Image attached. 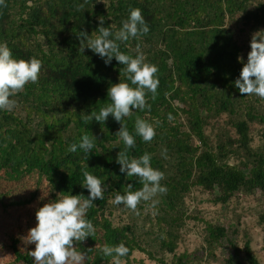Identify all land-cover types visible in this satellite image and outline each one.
<instances>
[{
  "label": "trees",
  "instance_id": "obj_1",
  "mask_svg": "<svg viewBox=\"0 0 264 264\" xmlns=\"http://www.w3.org/2000/svg\"><path fill=\"white\" fill-rule=\"evenodd\" d=\"M131 8L142 11L150 31L122 44L121 51L135 56L139 45L146 62L158 67L159 86L155 99L146 96L150 110H135L123 121L133 135L137 117L156 132L151 142L136 136L128 156L149 153L167 188L153 198L154 208L141 201L136 212L112 203L128 184L132 191L143 186L116 162L124 150L116 134L121 123L111 115L104 122L83 119L110 103L112 84L128 82L125 66L115 58L105 65L87 48L81 52L77 35L95 32L101 16L105 27L118 30ZM257 30H264V0H6L0 43L15 59L36 58L42 67L37 83L11 97L15 108L0 111V208L18 207L28 226H36V211L45 203L69 194L88 197L81 186L87 171L108 187L86 215L94 235L73 242L85 254L84 264H114L101 249L120 243L129 249L120 264H191L196 253L177 248L181 229L196 218L184 201L192 188L206 192L213 204H226L240 192L264 193V99L243 96L234 85L243 67L237 58L247 62ZM83 135L97 139L87 160L80 151H67ZM257 221L264 225V211ZM236 234L231 224L205 221L207 255L221 246V264H261L248 241L235 242ZM9 248L14 264H32L35 245L24 234H12ZM135 251L142 257L135 259Z\"/></svg>",
  "mask_w": 264,
  "mask_h": 264
},
{
  "label": "clouds",
  "instance_id": "obj_2",
  "mask_svg": "<svg viewBox=\"0 0 264 264\" xmlns=\"http://www.w3.org/2000/svg\"><path fill=\"white\" fill-rule=\"evenodd\" d=\"M0 7H6V0H0ZM105 18L99 17V27L90 35L80 31L78 38L81 40L80 51L85 48L98 55L105 63L111 64L113 58L124 65L123 75L128 82L112 84L107 91L110 103L101 107L98 112H90L83 117L86 124L93 119L104 122L109 115L121 123L116 133L124 145V150L119 151L116 162L120 165V172L128 178L138 177L143 185L141 189L132 191V184H128V190L124 194L117 193L112 201L115 205H123L125 208L136 212L137 205L141 201H151V207H155L158 201L153 198L157 193H165L166 186L161 185L164 173L151 166V155L145 152L139 158L129 159L128 151L135 148L136 136L144 142H151L156 135L152 123L139 117L136 118L135 135L129 132L123 123L125 118L133 115L135 110H150L146 96L151 93L152 99L157 96L159 79L156 75L158 67L146 62V58L139 51L135 56L121 51V45L129 40L146 36L150 26L146 22L139 8H131L126 19L121 21L118 30L105 27ZM243 67L234 85L243 96H256L264 99V30H257L251 35L250 51L247 54V62L242 56L237 58ZM41 62L36 58L28 60L15 59L12 50L5 43H0V111L11 112L16 101L11 99L21 92L26 84L37 83L41 71ZM169 119H172L169 114ZM95 136L83 135L79 143L71 144L67 151L83 153L86 160L89 153L96 148ZM119 147V142L113 146ZM84 180L81 186L88 190V197L80 195H66L45 203L36 211L37 224L29 229L26 242L34 244V250L29 251L32 264H84L85 254L77 251L73 246L74 241H84L93 236L95 227L86 219L89 209L94 201L104 199V193L108 187L104 181L87 171L83 173ZM44 194V197H47ZM101 252L104 257H111L114 264H120L119 258L128 254L129 249L125 244L105 245Z\"/></svg>",
  "mask_w": 264,
  "mask_h": 264
},
{
  "label": "rangeland",
  "instance_id": "obj_3",
  "mask_svg": "<svg viewBox=\"0 0 264 264\" xmlns=\"http://www.w3.org/2000/svg\"><path fill=\"white\" fill-rule=\"evenodd\" d=\"M254 143L260 144V137L254 132ZM230 163H237L238 159L229 158ZM206 192L200 188H192L186 195L185 208L188 213L194 214L195 219L187 221L181 229V238L178 243V252H195L196 259L191 264H221L225 248L221 246L213 249L212 255H207L204 243L203 226L205 221L231 224L237 227L235 242L242 246L249 242L251 251L261 264H264V225L258 220L259 214L264 211V193L234 194L226 204H213ZM199 218V219H198ZM28 222L21 216L20 208L5 212L0 208V264H14L10 253L9 243L12 234H24L27 237ZM135 259L142 257L138 251L133 253ZM146 264H158L156 261H145Z\"/></svg>",
  "mask_w": 264,
  "mask_h": 264
}]
</instances>
